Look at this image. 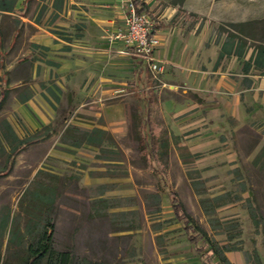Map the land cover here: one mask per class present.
<instances>
[{
    "label": "rangeland",
    "instance_id": "1",
    "mask_svg": "<svg viewBox=\"0 0 264 264\" xmlns=\"http://www.w3.org/2000/svg\"><path fill=\"white\" fill-rule=\"evenodd\" d=\"M16 2L0 11V264H33L50 223L78 264H217L212 245L264 264V71L243 67L264 0H146L157 73L117 38L121 0ZM234 39L245 57L217 63ZM250 79L235 117L229 84Z\"/></svg>",
    "mask_w": 264,
    "mask_h": 264
},
{
    "label": "trees",
    "instance_id": "2",
    "mask_svg": "<svg viewBox=\"0 0 264 264\" xmlns=\"http://www.w3.org/2000/svg\"><path fill=\"white\" fill-rule=\"evenodd\" d=\"M16 3H17L16 0H0V11L13 12L15 10ZM134 3L138 12L144 10L145 4L141 3L140 0H134ZM234 43H235V39L232 40V42L230 41L223 45V47L219 52L220 54L218 61H221L226 56H231V54H235L236 56H238L239 59L245 57L246 52H244V47L241 45V43L238 42L236 46ZM252 52L253 53L251 57L248 60H246L243 65L244 72L245 73L248 72L252 66H254L255 69L258 71H264V42H261L258 45H256ZM152 99L153 98L149 97L150 103L152 102ZM147 113L149 116V119L147 120V125L150 131L151 144L150 146L146 144L147 141L146 139L143 138L145 141L144 143L145 146L143 147V149H141V152L144 153L149 150L151 151L152 155H154L155 157L157 156L156 155L157 144L159 143L157 132L160 130V128L156 124L150 121V117H151L150 106L147 107ZM169 194L173 198L172 200V207L174 209L173 212H175L176 216H179L182 213L183 209L181 205L176 202L178 201V199L175 197V193L170 192ZM252 212L254 216V211ZM183 224L186 230L190 229V226H188L186 222H184ZM53 229H54V225L52 223L48 224L47 227H45V231L43 232L41 238L36 243V245L30 247L31 256H33L35 259L33 264H37L38 262H43L45 260H47L49 264H78L77 261H75V258L72 257L70 252L67 251L59 252L54 248ZM189 240L192 243L196 242V240L193 239H189ZM210 250L212 251V254L215 257L217 264H230V261L225 253L230 251V249L223 248V250H221L220 248H218V246L212 245ZM82 264H100V263L85 260L82 262Z\"/></svg>",
    "mask_w": 264,
    "mask_h": 264
},
{
    "label": "built area",
    "instance_id": "3",
    "mask_svg": "<svg viewBox=\"0 0 264 264\" xmlns=\"http://www.w3.org/2000/svg\"><path fill=\"white\" fill-rule=\"evenodd\" d=\"M124 13V29L118 32L117 38L123 42L129 55L136 56L146 62L153 72L160 71L155 52L164 44L158 33L157 26L144 8L138 12L134 0H121ZM143 3H147L146 0Z\"/></svg>",
    "mask_w": 264,
    "mask_h": 264
},
{
    "label": "crops",
    "instance_id": "4",
    "mask_svg": "<svg viewBox=\"0 0 264 264\" xmlns=\"http://www.w3.org/2000/svg\"><path fill=\"white\" fill-rule=\"evenodd\" d=\"M158 33L160 34V30L158 31ZM165 44V43H164ZM164 44L159 48V49H161L163 46H164ZM159 49L155 52V55L157 54V52L159 51ZM156 57H157V55H156ZM133 58H135L134 56H133ZM219 58V57H218ZM140 63L142 62L143 64H144V66H146V62H144L142 59H140L139 58V60H138ZM218 62H220V61H218L217 60V63ZM142 73H143V70H141L140 69V71H139V73H138V76L140 77L141 75H142ZM224 77H225V74H223V73H221V74H217V83L218 84H220V81H222L223 79H224ZM250 81L252 82H250V86H248V87H246V89H243V90H239L238 92H236V90H235V88L238 86V83L236 82V81H233L232 83H230L229 85H230V88H231V91L232 92H230L231 94H232V99H231V106H233L234 108H233V110L235 111L234 112V116L236 117L238 114H239V112H240V110H239V106H241V93H246V92H248L250 89H253V87L257 84V82L256 81H253V80H251L250 79ZM233 89V90H232ZM257 89V91H259V92H263L264 93V79H261L259 82H258V87L256 88ZM146 93H148V94H150L151 93V91L150 90H148ZM149 97V96H148ZM151 97V96H150ZM152 98V97H151ZM152 102H153V99H152ZM151 102V103H152ZM150 103V101H149V103H148V106L151 104ZM148 119H149V116H148ZM147 119V120H148ZM150 121H151V117H150ZM152 122V121H151ZM154 123V122H153ZM155 124V123H154ZM158 126V125H157ZM160 128V127H159ZM160 133H161V129L157 132V137H158V141H159V137H160ZM143 138H145V137H143ZM151 139V138H150ZM158 146H159V144H157V149H158Z\"/></svg>",
    "mask_w": 264,
    "mask_h": 264
}]
</instances>
